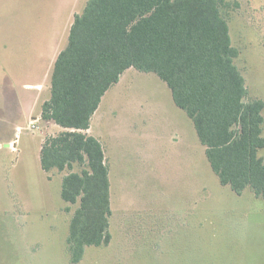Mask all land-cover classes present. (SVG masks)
Returning <instances> with one entry per match:
<instances>
[{"label":"rangeland","instance_id":"rangeland-1","mask_svg":"<svg viewBox=\"0 0 264 264\" xmlns=\"http://www.w3.org/2000/svg\"><path fill=\"white\" fill-rule=\"evenodd\" d=\"M224 1L247 100L264 102V0ZM83 2L0 0V264H73L67 239L79 204L63 201L62 180L84 167L43 171L41 147L62 128L38 119L30 130L51 90L45 83L39 98L18 81L40 79L29 54ZM55 42L65 49L68 34ZM90 126L109 169L111 242L86 247L77 264H264V198L220 183L193 122L156 74L128 69Z\"/></svg>","mask_w":264,"mask_h":264},{"label":"trees","instance_id":"trees-1","mask_svg":"<svg viewBox=\"0 0 264 264\" xmlns=\"http://www.w3.org/2000/svg\"><path fill=\"white\" fill-rule=\"evenodd\" d=\"M224 6V0H88L75 16L42 106V119L65 131L47 137L40 152L45 172L84 167L62 180L63 201L79 204L67 239L73 264L86 247L111 242L109 169L101 142L87 131L107 91L130 68L166 83L222 185L264 198V102L247 100Z\"/></svg>","mask_w":264,"mask_h":264},{"label":"crops","instance_id":"crops-1","mask_svg":"<svg viewBox=\"0 0 264 264\" xmlns=\"http://www.w3.org/2000/svg\"><path fill=\"white\" fill-rule=\"evenodd\" d=\"M88 0H84L83 3H85L84 5V8L87 4ZM74 5V4H72ZM72 7V6H71ZM84 8L82 9V11L84 10ZM82 11H77V7L75 8H70L69 9V12H68V16H67V19L65 21V25L62 29V32H59L58 34L56 33V28L55 26L53 25V28H52V33H51V37H52V40L50 42V39L48 37V40L46 41V44L40 48H37L36 52H32L31 54H29V58H31V60L33 61H36V68H40L41 72H40V79L39 80H36L34 83L32 82V80H26L24 79L23 77L20 78V80L18 81V84L23 88H28V89H35L36 90V96H38L40 98V94H41V90H42V87L45 85V83H49L48 85L50 86V90H51V77H52V73H53V69H54V64L56 62V59L58 57V55L60 54V52L62 51L59 47L56 48V36H61L62 35L64 37L67 36L68 34V38H69V34H70V29L72 27V24L74 22V19H75V16L82 13ZM50 36V34H49ZM50 43H51V46L53 47L50 51ZM44 46L46 47L44 49ZM64 50V49H63ZM24 56L25 55H22L20 57L17 58V61H20L21 62V68H24ZM22 73H23V69H22ZM27 89V90H28ZM24 90V89H23ZM51 92V91H50ZM48 101V100H47ZM45 103V102H44ZM43 106V105H42ZM99 110V108H98ZM97 110V111H98ZM96 111V112H97ZM95 112V114H96ZM94 114V115H95ZM33 115V114H32ZM31 115V116H32ZM93 115V116H94ZM38 119H42V111H41V114H39L38 116H34L32 117L31 119V125L32 124H36V128L38 127ZM190 119V118H189ZM43 120V119H42ZM191 120V119H190ZM192 121V120H191ZM51 122V121H50ZM193 122V121H192ZM54 123V122H53ZM55 124V123H54ZM194 125V124H193ZM91 128V126H90ZM195 128V127H194ZM33 129L31 126H30V130H35ZM65 131V129H61L60 131H58V133H61ZM90 132V129L87 131V133ZM89 135V134H88ZM91 136V135H90ZM50 137V136H49ZM42 148V147H41ZM104 150V148H103ZM41 152V151H40ZM104 154H105V151H104ZM105 161H106V164H107V160H106V155H105Z\"/></svg>","mask_w":264,"mask_h":264},{"label":"built area","instance_id":"built-area-1","mask_svg":"<svg viewBox=\"0 0 264 264\" xmlns=\"http://www.w3.org/2000/svg\"><path fill=\"white\" fill-rule=\"evenodd\" d=\"M31 127H32L33 129H35V128H36V124H32Z\"/></svg>","mask_w":264,"mask_h":264}]
</instances>
